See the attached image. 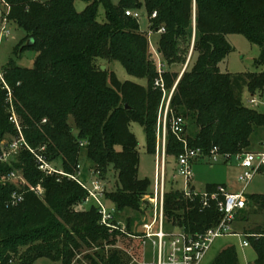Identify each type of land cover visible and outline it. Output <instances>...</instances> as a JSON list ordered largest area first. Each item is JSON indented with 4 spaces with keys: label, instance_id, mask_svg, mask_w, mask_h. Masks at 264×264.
<instances>
[{
    "label": "trees",
    "instance_id": "trees-1",
    "mask_svg": "<svg viewBox=\"0 0 264 264\" xmlns=\"http://www.w3.org/2000/svg\"><path fill=\"white\" fill-rule=\"evenodd\" d=\"M81 1L87 4L83 12L76 10V0H0V7L1 2L10 7V28L15 25L26 33L16 57L21 59L26 50L37 53L32 68L23 69L13 59L2 67L12 103L0 83V134H15L12 114L7 112L15 106L28 146L38 151L34 155L24 150L21 168L32 186L46 191L44 200L28 193L19 195L23 200L12 205L13 194L22 189L0 185V264H35L40 258L81 264L74 260L83 249L105 244L113 247L119 236H128L126 228L121 231L118 215L128 209L143 212V199L152 194L151 185L139 179V142L131 125L144 128L147 150L155 155L162 94L154 88L160 75L149 54L147 35L127 11L145 8L150 32L165 29L158 53L168 68L186 64L193 48L195 62L179 80L170 105V118L186 121L185 138L190 148L203 149L207 156L217 148L222 163L227 164L250 152L252 136L264 129V113L246 106L243 99L245 90L251 97L264 92V72L231 74L221 70L232 52L227 41L231 34H241L259 46L262 54L257 64L264 66V0ZM100 6L105 10V22L98 20ZM113 62L146 84L121 82L115 72L103 71L102 67ZM164 75L171 90L173 72L168 69ZM70 118L78 135H74ZM191 121L197 128L195 135H188ZM167 140V153L177 160L185 145L170 129ZM82 150L87 152L95 178L102 182L109 174L116 176V190L106 191L105 199L115 209L113 224L119 230L111 232L102 225L99 207L85 204L88 192L78 182L40 169L38 157L42 156L52 166L61 162L60 167L54 166L57 171L75 176L79 167L82 169ZM10 170L1 165L0 179ZM218 187L226 188L210 184L204 191L212 193ZM247 200L235 224L247 208L264 214V195H247ZM79 206L85 209L78 210ZM164 211L173 225L168 231L205 232L221 221L215 203L205 208L201 196L186 198L181 190L166 192ZM127 227L131 231V223ZM243 234L258 253L252 264H264V225ZM88 259L90 264H121L117 253ZM213 264H240L236 248L225 249Z\"/></svg>",
    "mask_w": 264,
    "mask_h": 264
},
{
    "label": "rangeland",
    "instance_id": "rangeland-1",
    "mask_svg": "<svg viewBox=\"0 0 264 264\" xmlns=\"http://www.w3.org/2000/svg\"><path fill=\"white\" fill-rule=\"evenodd\" d=\"M41 2H46L48 0H39ZM117 1V0H115ZM1 9H5L6 5L1 2ZM87 4L81 0H76L75 8L78 12H83ZM140 15V30L147 35L149 44V54L152 60L156 61L159 69L158 78L159 81L163 82L164 88H159L154 83V88L159 89L161 95L160 104L157 110V124H156V154L152 155L147 150V138L145 130L139 124H132L131 131L136 136L139 142V153H140V165H139V179L148 180L150 182V192L153 193L154 187L157 182V159L158 149L161 145L162 139L159 136V123L160 117L165 110V107L170 99L173 97L175 89L182 75L189 67H192L195 62L196 55L192 56L193 48L188 57V61L184 65H176L174 67L168 68L167 63L164 62L163 57L158 53L159 42L161 35L163 33L152 32L150 36V18L148 16L147 10L142 8L137 11ZM98 20L100 22H105V10L103 6H100L98 13ZM26 36L25 31L18 29L17 26L12 25L11 36L8 39L0 42V66L4 67L13 59L16 61L17 65L21 68H32L37 56V53L32 50H26L21 54V59H18L15 55L16 49L20 47L21 41ZM227 41L229 42L232 52L228 55L226 60L221 64V70L224 73L231 74H246V73H262L264 72V66H259L257 62L261 58V49L259 46L250 43L241 34H231L227 36ZM161 64L162 69L159 65ZM107 65V66H106ZM104 67L106 70L113 71L116 73L118 79L121 82L134 81L142 85L146 84V81L139 80L137 78L131 77L127 74L123 66L118 62L107 63ZM173 72V78H175L174 86L171 90L167 89L165 82V73L167 70ZM255 98L258 104H252L251 99ZM244 103L250 108H254L261 113H264V92L262 94H257L255 97L245 90L244 92ZM8 113L14 114L15 122L11 121L15 134L5 133L0 134V166L5 168H10V172L5 174L0 179V185H15L18 189H22L21 193L13 194L11 198L12 205H17L16 199L19 195L23 197L28 193L34 194L38 199L44 200L46 191L41 186H32L24 176L23 169L24 166L22 160V152L24 150L30 151L32 154H38V151L32 150L26 141L25 134L23 132L22 119L17 113L16 107L13 106L7 110ZM46 120L42 122L45 124ZM189 122V134L195 135L197 128ZM70 124L74 127V135H78V131L75 129L74 120L70 118ZM168 142V140H167ZM43 151V149H42ZM264 151V129H258L251 138L250 152L260 153ZM248 153V151H245ZM166 178L165 182H160V185H166L167 191H179L183 190L185 185V179L179 175V165L175 157L166 154ZM42 157V156H41ZM39 161V160H38ZM61 162H54L60 167ZM81 175L80 179L85 183L89 189L93 188V183L95 182V175L90 170V164L87 162V152L86 150L81 151ZM243 174V170L240 167L237 158H233L227 164L220 163L211 165L208 160L194 163L193 165V177L190 184L195 188L196 191L205 190L207 185L217 184L225 185L229 192L241 193L244 189V185L239 182L240 176ZM75 176L78 175L74 174ZM108 177L102 180V183L106 191L116 190V176L114 174L107 175ZM70 182H76L73 179H69ZM247 195H264V170L254 174L252 180L250 181L247 191ZM151 194L148 195V197ZM94 204V203H93ZM92 204V205H93ZM105 205L109 210L113 207L109 201H105ZM88 207V206H86ZM143 212H137L134 210H126L122 214L118 215L117 220L126 228L128 236L123 235L117 238L116 246H107L106 244L102 247H95L93 249H83L79 255L74 260L75 262L81 264H90L88 257H95L96 255L109 257L111 254L117 253L118 258L121 260V264H154L156 261L155 247L152 241H147L144 239V234L146 231V226H148L154 219L155 207L151 203H146L142 207ZM78 210H83L85 207L79 206ZM256 208L247 210L239 216V220L234 225V230L241 233L240 235H227L217 238L212 244L210 250L208 251L202 264H213L216 258L227 248L235 247L238 253L240 264H252L257 258L258 253L255 247L250 244V246L245 247L243 242L246 241V236L243 233L255 229L257 227L264 225V214L256 212ZM164 220L166 229H171L173 227L172 222L168 221L165 211ZM131 223V231H128V224ZM146 242V244H145ZM35 264H62L60 262H54L47 258L38 259Z\"/></svg>",
    "mask_w": 264,
    "mask_h": 264
},
{
    "label": "built area",
    "instance_id": "built-area-1",
    "mask_svg": "<svg viewBox=\"0 0 264 264\" xmlns=\"http://www.w3.org/2000/svg\"><path fill=\"white\" fill-rule=\"evenodd\" d=\"M6 5L4 14L0 9V42L8 39L11 36V28L8 22V15L10 7ZM128 17H133L140 20L138 12L127 11ZM157 14L153 15L155 18ZM165 29H160L158 33H164ZM152 36V32L149 33ZM160 69L163 66L159 65ZM0 83L9 92V102L12 103V91L6 83L3 68L0 66ZM156 86L164 88L162 81H157ZM172 96L170 97L159 123V136L162 139V147L158 149L157 159V182L154 187L153 193L148 197H144L145 203H151L155 207V217L153 221L146 226L144 239L152 241L155 247L156 261L154 264H202L208 251L210 250L214 241L222 236L239 235L234 231L236 215L239 211L245 209L248 204L247 188L252 180L254 174L264 170V151L260 153H244L233 158H237L243 174L239 178V182L244 185L241 193H230L225 187H218L215 192L196 191L190 184L193 177L194 163L208 160L211 165L220 164L223 157L218 153V149L214 148L210 156H207L203 149L190 148L185 138L186 121L182 117L172 116L170 118V105ZM252 104H258L255 98L251 99ZM11 120L15 122L14 114ZM169 129L177 136V138L184 143L185 152L177 159L179 165V175L185 179V185L181 190L186 198L193 199L196 196H201L203 206L210 207L215 203L219 213L221 214L220 223L205 231L199 233H192L182 229H173L168 231L165 226L164 220V207H165V194L166 185H160V182H165L166 178V159H167V137ZM227 158V157H226ZM229 158V157H228ZM231 158V160L233 159ZM40 169L49 175L60 174L71 178L78 182L87 192L85 204L95 203L99 207L100 214L102 215V225L110 229L111 232L119 230L118 226L113 224L115 209L109 210L105 205V187L104 184L95 178L93 188L89 189L88 186L80 179L81 168L77 176L65 174L64 172L57 171L52 165L47 163L43 157H38ZM23 200L21 196L16 199V203ZM125 232V227L121 229ZM146 244V242H145ZM245 247L249 246L248 241L243 242Z\"/></svg>",
    "mask_w": 264,
    "mask_h": 264
},
{
    "label": "water",
    "instance_id": "water-1",
    "mask_svg": "<svg viewBox=\"0 0 264 264\" xmlns=\"http://www.w3.org/2000/svg\"><path fill=\"white\" fill-rule=\"evenodd\" d=\"M32 43H33L32 40H29V41H28V45H29V46H31ZM102 69H103V71H105V70H106V67H102ZM126 109H129V106H126Z\"/></svg>",
    "mask_w": 264,
    "mask_h": 264
},
{
    "label": "crops",
    "instance_id": "crops-1",
    "mask_svg": "<svg viewBox=\"0 0 264 264\" xmlns=\"http://www.w3.org/2000/svg\"><path fill=\"white\" fill-rule=\"evenodd\" d=\"M252 153H254V152H252ZM226 189H227V187H226ZM227 191H228V189H227ZM229 192V191H228ZM230 193H233V192H230ZM236 225V224H235ZM235 231V230H234ZM236 232V231H235ZM237 234H241V233H239V232H236Z\"/></svg>",
    "mask_w": 264,
    "mask_h": 264
}]
</instances>
